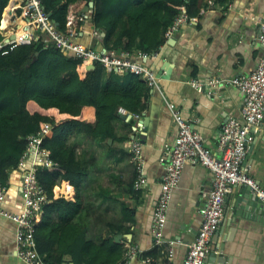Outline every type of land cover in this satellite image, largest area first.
<instances>
[{"label":"crops","instance_id":"obj_1","mask_svg":"<svg viewBox=\"0 0 264 264\" xmlns=\"http://www.w3.org/2000/svg\"><path fill=\"white\" fill-rule=\"evenodd\" d=\"M89 1L70 4L67 31L73 32L77 41L107 51L112 43H106V32L99 30L92 18L80 19ZM22 3L23 0L9 1L3 13L4 28L11 22L15 23L14 27H19ZM203 4L198 17L183 25L156 51L138 57L139 62L150 66L160 78L159 87L150 88L143 99L146 108L139 113L140 116L119 112L115 121L117 140L112 139L111 143L110 138L85 141L84 136L79 138L83 141L78 150L84 153L88 171L79 193L87 239L99 242L101 239L115 240L116 235H121L118 243L123 244L125 251L132 247L139 251L129 264H183L187 247L195 241L202 223L204 195L213 187L214 177L210 169L199 163H187L180 185L173 191L164 240L156 242L151 231L153 212L166 173V149L173 145L177 136V125L167 101L181 109L184 117L190 119L202 135L205 144L221 156L218 140L223 126L231 117L242 119L245 95L239 87L227 82L212 86L211 93L201 92L190 84V79L207 83L214 77L226 81L247 75L256 68L263 54L258 33L260 24L264 23V0H228L226 3L204 0ZM92 10L87 12L88 15ZM140 47L138 38L133 54H138ZM126 75L118 72L112 80L122 84ZM109 79L107 76L104 81ZM137 138L142 144L144 174L148 181L145 192L137 191L133 186L136 168L130 142ZM91 143L97 151L84 149ZM247 145L245 166L248 173L264 183V121L249 136ZM20 180L21 173L14 171L3 203L4 209L13 213L21 211L23 206L17 188ZM64 182L54 188V199L64 197L76 201L75 187L70 185L73 191L65 193ZM239 186L232 187L225 196L224 218L211 238L210 251L216 247L221 252L224 247L223 252L229 258L227 264H264V209L247 211L246 215L241 210L235 213ZM49 219L57 220L54 210L49 212ZM171 241H176L172 245V255ZM124 257L125 254L116 264L122 263ZM66 258L74 262L67 254L62 264H71ZM0 264H26L16 251V223L2 215Z\"/></svg>","mask_w":264,"mask_h":264},{"label":"trees","instance_id":"obj_2","mask_svg":"<svg viewBox=\"0 0 264 264\" xmlns=\"http://www.w3.org/2000/svg\"><path fill=\"white\" fill-rule=\"evenodd\" d=\"M10 0H0V30L3 13ZM79 0H42L58 29L67 32L69 6ZM92 21L106 32L109 49L133 52L139 38V50L152 53L167 39L166 31L184 6L188 14L198 17L204 0H94ZM228 0H220L226 3ZM0 33V42L3 40ZM90 62L64 54L42 35L31 43L18 44L3 55L0 52V178L10 185L27 148V137L44 123H52L43 145L57 166L42 168L39 181L51 203L44 207V218L36 226V240L46 261L62 264L71 255L75 264H116L125 254L123 244L114 238L89 241L82 225L83 203L79 198L87 177L86 159L79 152V138L117 140L115 121L119 108L140 113L150 86L133 73L124 82L112 80L116 71L107 72L99 62ZM110 79L105 82L104 78ZM65 193L76 189V201L54 199V187L63 182ZM70 184H69V183ZM54 210L56 221H50ZM124 261V260H123ZM123 263V262H122ZM120 263V264H122Z\"/></svg>","mask_w":264,"mask_h":264},{"label":"built area","instance_id":"obj_3","mask_svg":"<svg viewBox=\"0 0 264 264\" xmlns=\"http://www.w3.org/2000/svg\"><path fill=\"white\" fill-rule=\"evenodd\" d=\"M93 13L81 14L80 19L92 18ZM21 19L19 27L14 22L0 30L3 40L0 42V52L5 55L18 44L31 43L44 35L49 42L62 52L90 63L99 62L107 72L133 73L147 82L151 88L159 87V76L148 65L139 62L138 57H146L150 53L140 51L138 54L127 50H99L77 41L74 33H66L58 29V25L43 5L42 0H23L21 5ZM193 18L183 6L179 14L166 31V39L172 38L181 27L190 23ZM11 21V20H10ZM258 40L262 45L263 54L256 68L247 75H240L228 80L218 77L207 83L196 78L190 79V84L201 92L211 93V87L227 82L239 87L245 101L242 109V119L231 117L223 126L218 140V149L221 156H217L204 142L202 135L194 128L193 122L184 117L176 104L167 101L173 119L177 125V136L171 146H167L166 173L161 181V193L156 202L153 219L152 234L156 242L164 240V230L167 224L168 209L173 197V191L180 185L184 168L187 163H199L213 173V187L206 193L205 204L201 209L202 223L198 229L196 239L189 245L183 264H204L206 255L210 252L212 236L220 227L224 218L225 196L236 185H247L264 205V183L259 182L248 173L245 166L247 144L250 132L256 131L257 126L264 119V23L260 24ZM11 27V30H9ZM16 39L6 41L12 34ZM95 33L99 35V30ZM124 115L130 113L124 107L119 108ZM52 123H44L36 132L27 137V148L24 151L18 169L21 173L20 185L17 187L23 199L22 210L16 213L7 211L3 203L7 198L10 185L0 178V215L10 218L16 223V251L18 257L26 264H50L45 255L38 250L36 240V226L44 207L52 201L45 187L39 181L38 172L42 168L57 166L50 151L43 145L44 139L50 134ZM130 151L136 168L134 188L145 192L148 181L144 174V160L142 158V144L140 140L132 139ZM56 187V186H55ZM54 187V188H55ZM54 191V189H53ZM54 197V196H53ZM176 241H171L170 255ZM139 254L136 247L125 252L122 264H129L130 259Z\"/></svg>","mask_w":264,"mask_h":264},{"label":"water","instance_id":"obj_4","mask_svg":"<svg viewBox=\"0 0 264 264\" xmlns=\"http://www.w3.org/2000/svg\"><path fill=\"white\" fill-rule=\"evenodd\" d=\"M95 5L94 0H90L88 4L86 5V9L83 10L85 12H89L92 10V8ZM82 11V12H83ZM57 25L59 23L56 22ZM16 39V34H12L10 38H7L6 41ZM64 54H67L64 52ZM96 67V64L90 63L87 65V69H94ZM264 119L261 123H263ZM260 123V124H261ZM253 130L250 132L249 136L252 134ZM110 143L112 142V138L108 140ZM248 146V145H247ZM234 187V186H233ZM240 188L238 189V196L235 200V206L237 209L235 210V213H240L239 210L242 211L244 215H246V212H258L259 208L264 209V205L260 201V199L256 196L254 192H252L251 188L247 185H240ZM121 235H116L115 240L117 242H120ZM188 243V242H187ZM189 244V243H188ZM189 249V247H187ZM224 247H222L221 252H219L216 247L212 248L211 251L206 255V259L204 264H227L229 261V258L227 255L223 252ZM67 262H70L71 264H74L71 258L65 259Z\"/></svg>","mask_w":264,"mask_h":264},{"label":"rangeland","instance_id":"obj_5","mask_svg":"<svg viewBox=\"0 0 264 264\" xmlns=\"http://www.w3.org/2000/svg\"><path fill=\"white\" fill-rule=\"evenodd\" d=\"M79 141L81 142V143H80V145H81L83 140L79 139ZM94 147H95V146H93V144L91 143V144H89V145H86V146L84 147V149H89V151H92V149H95V150L97 151V148H94ZM82 155H83V154H82Z\"/></svg>","mask_w":264,"mask_h":264}]
</instances>
